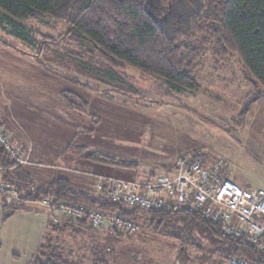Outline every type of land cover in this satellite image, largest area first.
Here are the masks:
<instances>
[{"label":"rangeland","instance_id":"rangeland-1","mask_svg":"<svg viewBox=\"0 0 264 264\" xmlns=\"http://www.w3.org/2000/svg\"><path fill=\"white\" fill-rule=\"evenodd\" d=\"M172 3L178 12L170 17H180L172 20L179 24L183 35L180 42L192 47L196 42L190 37L191 22L201 3L151 0L149 9L160 7V11ZM3 14L0 9V16ZM13 19L26 26L35 43H26L0 27V121L11 140L15 135L32 137L34 143L43 141L35 143L34 149L45 146L41 149L47 154L44 169L52 177H68L74 187V179L86 178L88 173L120 179L135 175L136 170L128 167L83 163L79 159L73 163L71 159L77 158L75 147L68 149L70 160L66 163L59 155L62 149L65 153L60 143L72 146L75 141L111 157L136 161L140 178H145L149 170L162 173L160 163L178 154L199 152L209 163H226L240 186L264 189V93L255 101L249 100L247 95L251 97L255 90L237 55L229 53L220 59L211 46L207 47L198 63V89L173 91L162 78L132 68L116 71L111 77L90 42L78 45L67 38L59 39L66 31L63 22L49 21L50 25L44 26ZM44 41L50 46L48 50L41 46ZM64 89L79 94L88 103L87 110L67 107L60 94ZM244 107H248L246 115L241 112ZM14 147L27 159L17 166L26 165L29 156L25 147ZM79 153L86 158L84 151ZM52 164L75 172L55 171ZM13 166L11 162L6 168ZM138 217L139 228L129 237L85 229L73 234L66 230L58 239L62 240L64 252H71L72 259L90 261L104 257L110 264H181L178 255L185 254L190 258L183 264H228L218 255L200 260L201 250L167 235L171 229L163 227L157 231L146 225V213L139 212Z\"/></svg>","mask_w":264,"mask_h":264},{"label":"trees","instance_id":"trees-1","mask_svg":"<svg viewBox=\"0 0 264 264\" xmlns=\"http://www.w3.org/2000/svg\"><path fill=\"white\" fill-rule=\"evenodd\" d=\"M199 1L201 9L194 14L191 22L190 37L196 42L192 47L180 42L183 35L179 31V24L175 25L172 21L180 17H170L178 12L174 10L177 7L172 3L163 10L159 11L158 7L153 11L149 9L150 0H0V9L5 13L0 16V27L22 41L34 45L35 42L29 38L26 26L13 18L39 22L44 26H49V21L63 22L66 31L59 39L67 38L78 45L90 42L95 56L105 64L106 73L111 77L116 71L121 73L122 70L132 68L144 75L162 78L173 91L195 92L198 89V63L206 48L211 46L214 55L220 59L226 58L229 53L237 55L245 77L255 90L251 92V97L250 94L247 97L255 101L261 92L264 93V0ZM41 46L43 50L50 48L46 41ZM60 94L67 107L81 112L87 110L88 103L74 91L64 89ZM241 112L246 115L248 107H244ZM4 131L9 137L5 128ZM78 149L84 151L85 157L93 162L135 170L139 168L136 161L111 157L98 150H88L86 146H79ZM190 155L198 156L204 162L208 161L199 152ZM10 163L0 146L3 179L11 182L18 195L25 199H46L50 205L67 202L86 209L113 213L130 218L138 228L141 220L138 217L139 212L146 213L148 227L157 231L163 227L171 229L166 231V234L201 250L202 261L208 260L212 255H218L226 261L232 257H241L250 263L264 264V252L244 238L225 234L220 221H212L197 212L187 210H143L131 205L128 206L133 207L132 209H125L123 206L127 204L111 201L102 194L73 189L69 180L63 177L49 182L46 186L31 187L27 180H21L15 174L16 171L20 175L24 173L22 166H15L14 170L8 171L6 167ZM166 167L161 166L163 171ZM153 175L154 173H149L147 176ZM19 208L3 199L2 221ZM63 222L60 227L59 222L50 224L55 226L56 231L72 228L77 231H105V235L119 237H129L133 234L119 232L117 229L97 230L84 219H64ZM70 253L64 252L58 240L45 239L28 264H110L104 257L90 261L72 259ZM178 257L181 264L190 258L185 254H179Z\"/></svg>","mask_w":264,"mask_h":264},{"label":"built area","instance_id":"built-area-1","mask_svg":"<svg viewBox=\"0 0 264 264\" xmlns=\"http://www.w3.org/2000/svg\"><path fill=\"white\" fill-rule=\"evenodd\" d=\"M0 146L9 155L14 166L26 163L0 121ZM13 166V167H14ZM97 188L102 195L114 202L137 206L143 210L164 209L172 212L193 211L212 221H220L227 235L244 238L264 252V189L242 187L232 177L221 160L204 162L194 155H179L174 164L160 174L145 178L120 179L100 177ZM0 198L6 203L19 202L16 187L9 181H0ZM49 221L84 219L94 229H117L134 233L138 225L127 217L86 209L67 202L50 205ZM228 264H254L241 257H232Z\"/></svg>","mask_w":264,"mask_h":264},{"label":"crops","instance_id":"crops-1","mask_svg":"<svg viewBox=\"0 0 264 264\" xmlns=\"http://www.w3.org/2000/svg\"><path fill=\"white\" fill-rule=\"evenodd\" d=\"M10 141L16 146H24L25 153L29 156V162L21 167L24 173L20 175L19 172H15L19 179L27 180L32 187L33 185L46 186L49 182L60 178L58 176L52 177V173L44 169V164L46 163L45 158L47 154L41 152L45 146L39 147L37 151L34 149L35 143H43V141H36L34 143L32 137L16 138L15 135H12V140L10 138ZM67 144V142L60 143L61 147L64 148L65 153H63L62 149V152H60L59 154L61 156V159L66 163H69L68 161L70 160V154L68 152V149L70 147L76 148L74 151L76 152L75 154L77 158L71 159L73 163H77V159H79L80 161H84L83 163H90L91 160L83 158V156L80 155V150L77 147L78 144L86 146L88 150L99 151V149H96L95 147H91L90 145L78 143L75 141L72 146H66ZM39 150L41 151L39 152ZM67 155L69 156L66 160L64 158ZM179 155L181 154L174 156L173 159L167 162H161L160 166H172V164H174L173 162L175 161V158ZM52 168H54L55 171L58 170L59 172H61L62 170H64V172H75L72 168L63 169L62 165L57 164H55ZM12 170H14V167H9L8 171ZM138 172H141V170H136V173H134L135 175L133 177H137ZM149 173H153V171L149 170L148 174ZM143 174L146 173L143 172ZM148 174H146V176ZM100 176H102V174L100 175L98 173H88V177L86 178H81L80 180L74 179V187L72 186L71 180L68 177L63 176V178H67L69 180L70 185L73 189L87 191L96 195H100L102 193L97 188V181L99 180ZM90 177H93V180L89 182ZM230 177L234 178L233 173H231V171ZM3 178L4 173L3 170L0 168V181L4 180ZM2 200L3 199L0 198V264H28L36 249L42 242H44L45 239H52V241L59 240V236L62 235L63 232H66L62 229L60 231H56L55 226L50 224L49 210L42 204V200H28L23 197H20L19 202H13V204L20 208L17 209L14 213H12V215L5 221H2ZM63 221L64 219H60L58 227L64 224ZM67 230H70L69 232L71 234L78 232L77 229L72 230V228H68ZM59 242L62 244V240H59Z\"/></svg>","mask_w":264,"mask_h":264},{"label":"flooded vegetation","instance_id":"flooded-vegetation-1","mask_svg":"<svg viewBox=\"0 0 264 264\" xmlns=\"http://www.w3.org/2000/svg\"><path fill=\"white\" fill-rule=\"evenodd\" d=\"M151 1V0H150Z\"/></svg>","mask_w":264,"mask_h":264},{"label":"water","instance_id":"water-1","mask_svg":"<svg viewBox=\"0 0 264 264\" xmlns=\"http://www.w3.org/2000/svg\"><path fill=\"white\" fill-rule=\"evenodd\" d=\"M259 91V90H258Z\"/></svg>","mask_w":264,"mask_h":264}]
</instances>
